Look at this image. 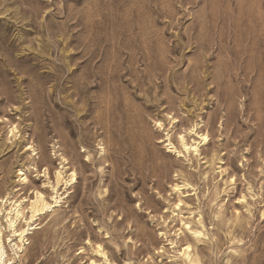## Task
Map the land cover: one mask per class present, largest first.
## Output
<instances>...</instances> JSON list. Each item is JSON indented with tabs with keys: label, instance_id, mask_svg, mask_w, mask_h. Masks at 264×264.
<instances>
[{
	"label": "rangeland",
	"instance_id": "obj_1",
	"mask_svg": "<svg viewBox=\"0 0 264 264\" xmlns=\"http://www.w3.org/2000/svg\"><path fill=\"white\" fill-rule=\"evenodd\" d=\"M157 120L208 140L178 157ZM58 152L76 181L12 264L102 262L97 244L112 264H183L185 241L197 264H264V0H0V198L46 190Z\"/></svg>",
	"mask_w": 264,
	"mask_h": 264
},
{
	"label": "bare ground",
	"instance_id": "obj_2",
	"mask_svg": "<svg viewBox=\"0 0 264 264\" xmlns=\"http://www.w3.org/2000/svg\"><path fill=\"white\" fill-rule=\"evenodd\" d=\"M155 124L159 130H166L164 131V137L159 141L164 143V147L168 152H172L178 157L187 158L191 154L199 155L201 143H205L209 137L206 129L196 131L193 127L190 132L194 133L199 140L193 138L189 142L186 135L181 133L173 138L171 129H164L161 121L157 120ZM18 132L17 126L11 124L7 131V139L17 137ZM98 144L100 155H102L105 153V146L103 142ZM27 148L31 151L30 156L37 154V148L34 145L29 144ZM57 155L60 159L58 166L53 170L44 167L42 171L43 184L46 190L34 189L31 192L32 196L29 197L8 195L0 198V264H12L15 258L19 259L23 255L25 244L29 239L28 234L39 226V221L45 214L52 215L56 208L65 202L69 188L76 181V168L70 164L68 158L62 152H58ZM31 168H35V166L28 164L24 168H19L18 180L21 184L28 183L27 172ZM180 179V181H171L170 184L171 190L176 194V201L170 208V213L175 216L178 215V210L183 204L182 197L187 195L186 192L189 191V188L193 190L190 183L184 178L180 177ZM182 225L196 240H200L202 236H205L202 227H193L188 222H182ZM159 235L167 238L164 232H160ZM175 235L177 236L178 233H175ZM169 244L171 248H174L176 242L169 240ZM9 251H12V253ZM155 252L163 253L164 249L159 246ZM95 253L102 258V262L91 259L87 264H112L100 244L96 245ZM175 253L174 257L180 259L183 264L198 263V256L189 241H185L180 245ZM127 263L131 264V262Z\"/></svg>",
	"mask_w": 264,
	"mask_h": 264
}]
</instances>
